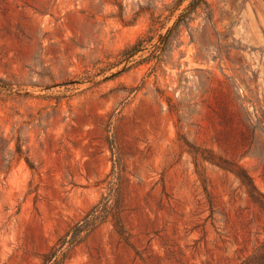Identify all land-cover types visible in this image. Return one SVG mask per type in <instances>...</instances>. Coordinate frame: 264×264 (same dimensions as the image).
Wrapping results in <instances>:
<instances>
[{
	"label": "rangeland",
	"instance_id": "rangeland-1",
	"mask_svg": "<svg viewBox=\"0 0 264 264\" xmlns=\"http://www.w3.org/2000/svg\"><path fill=\"white\" fill-rule=\"evenodd\" d=\"M178 1L0 0V264H264V0Z\"/></svg>",
	"mask_w": 264,
	"mask_h": 264
},
{
	"label": "trees",
	"instance_id": "trees-1",
	"mask_svg": "<svg viewBox=\"0 0 264 264\" xmlns=\"http://www.w3.org/2000/svg\"><path fill=\"white\" fill-rule=\"evenodd\" d=\"M180 2H181V0H179V1L177 2V6L180 5ZM130 50H131V51H129V52H131V54H132V52H135V50H137V49H136V45H134ZM242 178H243V182L249 186L248 191H249L250 195H251V196L256 200V202H258V203L260 204V206L264 209V194H263V193H260V192L257 190V188H256V186L254 185V183H253L251 177H250L248 174H244V175H242ZM257 195H258V196H257Z\"/></svg>",
	"mask_w": 264,
	"mask_h": 264
}]
</instances>
